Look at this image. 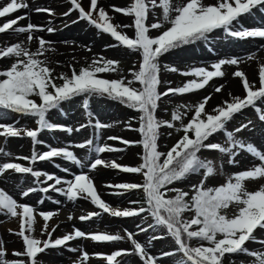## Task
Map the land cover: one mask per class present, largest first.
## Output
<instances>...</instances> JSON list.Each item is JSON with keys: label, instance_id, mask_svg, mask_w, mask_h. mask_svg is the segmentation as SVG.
I'll use <instances>...</instances> for the list:
<instances>
[{"label": "snow or ice", "instance_id": "6c2138e0", "mask_svg": "<svg viewBox=\"0 0 264 264\" xmlns=\"http://www.w3.org/2000/svg\"><path fill=\"white\" fill-rule=\"evenodd\" d=\"M72 7L63 15H71L72 11L79 12V20L87 21L99 32L109 34L117 43L113 46L124 47L141 57L139 69L132 71V79H104L98 77L99 73L119 72V61L100 57L92 61L87 67H82L78 72L72 68V74L60 73L54 75V69L49 66L47 59H40L50 50L43 37L35 36L38 31L53 33L57 29L28 23L26 26L14 27L25 16L17 17L0 26V34L13 35L27 34V43L35 38L38 47L30 51L25 42H17L10 46L0 47V60L12 59L13 63L4 69L0 68V120L9 113L19 114L35 118L36 129L17 128L15 124L0 122V137L17 138L26 136L33 144L30 156L17 157L19 160L54 162V158L76 165L80 169L86 166L90 170H96L98 166L110 169H119L124 173L140 174L143 183H118L107 184L106 187L115 189V195H126L133 190L143 193V200L130 201L137 207L116 208L101 198L88 172L81 171L71 179H63L55 174L34 170L32 166H24L21 163L6 162L0 164V176L11 170L16 174H29L35 178L37 185L46 184V187H31L22 190V197H28L37 191L59 193L68 201L75 203L83 199L90 201L100 211L88 213L79 217L81 221L109 214L114 218L151 217L148 227H139L142 233L150 228H161L166 231L167 237L174 242L175 251L163 252L160 256L153 255L149 248L152 241L164 239L163 236L153 235L142 244L135 239L136 233L125 230V235L119 233H92L74 228V231L63 237L52 239L53 233L59 224L49 230V221L58 213L37 212L29 204L19 203L6 190L0 188V216L20 219V230L15 234L22 239L23 252H13L20 259L9 262L6 250L0 243V264H42L38 260V254L46 253L50 249L65 247L71 252H81L76 264H88L90 254L81 247H68L69 242L90 238L93 242L114 244L121 241H130L131 250H116L111 254H93L102 257L106 264H124L122 257L136 255L142 264H166L164 258H180L175 264H224L227 256L244 254L254 257L253 264H264V251H251L246 247L249 242L260 243L264 246V239H259L255 233L264 231V186L259 190L249 191L245 182L264 178V151L259 150L253 143L237 138L252 123L229 130L228 124L234 117L247 108L254 109L260 121L264 122V65L259 67V87L249 81L245 72L237 70L234 77L241 78L244 97L233 96L231 100H225L217 105L211 112L206 110V105L212 96H206L195 105H179L172 114L170 120L158 118V109L165 97L183 95L205 88L211 80L226 75L223 66H238L243 63L240 58L232 57L220 59L211 65L213 70L206 67H192L187 71H180L174 66L163 65L164 71L179 72L186 77H194L183 86L167 87L165 91L160 89L165 82L161 79L160 58L173 50L185 46L194 45L200 41L215 39L214 34L222 33V38L247 40L264 38V13H261V22L255 25L253 12H260L264 8V0H217L214 5L204 3V0H131V3L123 8L114 7V11L131 17L133 23L120 25L113 23V18L103 8L98 7V0H90V8L85 10L81 0H69ZM29 5L21 0H10L0 7V18L7 17L21 9H28ZM154 9L162 10V18L156 22L148 23L150 13ZM37 13L54 15L49 7H37ZM95 14V15H94ZM246 20H251L255 26H247ZM78 21H73L77 23ZM51 23V21H49ZM165 25H168L165 27ZM134 29V35L130 37L122 29ZM163 29L162 31H160ZM152 30H158L159 34L151 35ZM90 51V49H89ZM248 59H252L251 56ZM57 79L62 81L57 83ZM139 87H136V84ZM224 85L215 88L220 93ZM231 96V93L229 94ZM77 97H83L82 108L88 117L87 124H81L73 128L56 124L50 121L48 114L53 110L62 112V104L72 101ZM93 97H107L119 102L138 112L139 127L132 129L131 120L127 127L141 135L139 141L124 140L119 137H108L109 140L120 139L125 146L139 145L143 148L142 163L138 166H123L113 161L100 158L103 153L125 151L126 148H116L107 143L100 144V132L110 127L101 123L98 119L93 123L94 114L90 110V100ZM39 101V102H38ZM189 113L191 118L184 122ZM178 122V125H177ZM92 127L96 130L95 139H87L83 143L75 144V148L88 149L90 156L95 158L88 165L68 147H51L49 150L38 153L36 145L44 142L38 137L41 132L61 130L69 135L80 132L82 129ZM167 127L175 132H183V135L167 151H161L158 143L162 132ZM224 133L225 145L220 143H206L214 135ZM172 133L169 132L170 136ZM202 150H217L221 154L228 155L229 164H238L236 157L242 152L251 155L259 163L248 170H243L230 175L226 182L216 187L206 186L207 180L216 175V168L211 161L203 159L199 154ZM3 148H0V156H10ZM55 167H61L55 164ZM68 172L67 167L63 168ZM203 173L199 184L191 186V193L173 187L179 181L187 177ZM43 177V179H41ZM52 181L53 183H48ZM172 194V195H170ZM43 199L38 203H43ZM59 204L60 200H55ZM235 208V214L229 215L228 209ZM186 214H191L190 218ZM42 217L44 225L41 236L47 235V239L37 238L35 233L36 216ZM68 219H72L71 216ZM11 231V230H10ZM195 242V243H193ZM27 259H23V258ZM234 264V261H230ZM243 264V262H241Z\"/></svg>", "mask_w": 264, "mask_h": 264}, {"label": "rangeland", "instance_id": "374dc122", "mask_svg": "<svg viewBox=\"0 0 264 264\" xmlns=\"http://www.w3.org/2000/svg\"><path fill=\"white\" fill-rule=\"evenodd\" d=\"M53 0H21L31 6L36 7H47L46 5ZM10 2V0H0V7ZM180 2H186V0H180ZM82 6L85 10L90 8V0H81ZM131 3V0H115V7H126ZM159 3V0H158ZM204 3L208 5H214L217 0H204ZM66 5V6H65ZM72 7L69 0H60L59 5L52 7L54 15L48 13H40L41 21L44 24L42 26L54 27L57 29L53 33L45 31L35 32L34 35L39 34L46 41H50V45H46L50 50L45 53L40 59H47L49 66L52 67L55 76H59L60 73H66L69 76L72 74V68H75L78 72L81 66L91 64L93 60L103 57L104 59H111L119 61V72H106L98 74V77L104 79H121L127 78L132 79V71L139 69V63L141 57L138 53L130 52L124 47L113 46L116 45V41L109 35L99 32L94 26L89 24L87 21L79 20V12L72 11L71 15L64 16L65 12H68ZM28 10V9H27ZM62 10V11H61ZM19 12L10 14L7 17L0 18V26L3 23L8 22L17 17L23 16ZM109 15L113 18V23L120 21V25H130L133 23L131 17H126L122 13H117L114 8H110L108 11ZM261 13H264V8L260 12H253L255 17V25H259L261 22ZM95 15V14H94ZM162 18V10L154 9L150 13L148 23L156 22V20ZM51 21V23H49ZM73 21H78L73 23ZM30 21H19L17 25L26 26ZM62 25L60 26V24ZM247 26H255L251 20H246ZM15 25V26H17ZM37 25V24H36ZM80 26L79 28H77ZM168 25H165L167 27ZM127 35L132 37L134 35V29L125 28L122 29ZM161 29L160 31H162ZM79 33L81 37L87 39L89 42H84V38L74 39L72 34ZM5 37L9 36L5 41H0V47L10 46L17 42H25V46L30 51H35L38 47V41L34 38L29 44L27 43L25 33L24 36L13 35L4 33ZM159 34L158 30H152L151 35L156 36ZM3 34H0L2 36ZM215 39H209L208 41H200L194 45L185 46L180 49L173 50L172 52L165 54L160 58L161 64V79L165 82L164 86L160 89L165 91L167 87L177 88L183 86L188 80L194 77H186L181 75L179 72L173 73L164 71L163 65L174 66L182 71L190 70L192 67H206L208 70H213L211 65L220 59H227L232 57H238L243 63L238 66L225 65L223 71L226 75L224 77L214 78L209 82L205 88L194 91L192 93H186L183 95H175L165 97L164 102L161 103L160 108L163 111H157L158 118L164 120H170L173 110L179 105H195L201 102L204 97L211 95L212 99L206 105V110L211 112L214 107L221 105L225 100H231L233 95L244 97L246 95L245 90L242 86L241 78L234 77L233 73L237 70L245 72L249 81L255 83L256 87H259V67L264 65V38H255L247 40H237L231 38H222V33L214 34ZM10 39V40H8ZM19 40V41H17ZM90 49V51H89ZM251 56L252 59H248ZM12 59L0 60V68H8ZM61 83L59 79L56 81ZM220 85H224L220 93L215 92V88ZM139 87L137 83L135 85ZM230 87V89H228ZM231 93V96L229 95ZM83 97H77L72 101H68L62 104V112L53 110L48 114V118L51 122L61 124L65 126H71L73 128L79 127L81 124L88 123V117L82 108ZM39 102V101H38ZM264 107V105H262ZM90 110L94 114L93 123L98 119L101 123L111 125L103 129L99 134L100 144H109L116 148H126L125 151L114 152V153H103L100 158L106 161H115L123 166H138L142 163L141 156L143 155V148L139 145L125 146L121 143L120 139L109 140L108 137H119L129 141H139L141 135L129 129L127 127L128 121L131 120L132 129L139 127V113L127 108L119 102L108 99L107 97H93L90 100ZM192 113H189L185 118L184 122L187 123L191 118ZM249 121L252 123L247 129L237 134V138L243 139L246 142L253 143L259 150L264 151V122L260 121L257 112L252 108H247L241 113L237 114L233 121L228 124L229 130H235V128L246 124ZM2 123L15 124L17 128L24 129H36L38 126L35 122V118L22 116L19 114L9 113L2 120ZM178 125V122H177ZM162 135L158 141L160 150L167 152L183 135V132H175L174 129H168L167 127L161 129ZM172 134L169 136L168 133ZM96 130L92 127L82 129L80 132H73L68 134L61 130L54 131H43L39 135V139L44 143L36 145L35 149L38 153H43L49 150L51 147H68L73 151L78 158L86 163V165L92 162L95 158V154L90 156L88 149L75 148L74 145L83 143L87 139H95ZM226 136L224 133L214 135L206 143H220L225 145ZM0 148H3L6 152L10 153V156H0V164L6 162L21 163L24 166H32L34 170L55 174L63 179H71L75 174H79L81 171L88 172L92 177L94 184L97 187V191L101 195V198L107 203L116 208H131L137 207L132 205L130 201L143 200V193L139 190H133L126 195H115V189L106 187L107 184H118V183H143V177L140 174L124 173L119 169H110L103 166H98L96 170H90L87 166L84 169L78 168L76 165L70 162L64 161L60 158H54V162L49 161H37L35 164H31L30 161L19 160L17 157L30 156L33 150V144L30 138L26 136L17 138L0 137ZM203 159L211 161L216 168V175L210 177L206 186L216 187L226 182L227 178L243 170H248L251 167L259 163L251 155L246 152H242L236 157L238 164H229V156L219 153L217 150H202L199 154ZM55 164H59L61 167H55ZM67 167L68 172H64L63 168ZM203 173L194 174L186 179L177 182L173 187L189 191L191 193V186L199 184L202 179ZM105 178V180H102ZM43 179V177H41ZM102 180V181H101ZM48 183H53L49 181ZM246 187L249 191L259 190L261 186H264V178L258 180H249L245 182ZM46 184L37 185L35 178L29 174H16L11 170H8L0 176V188L6 190L11 194L19 203L29 204L33 206L37 212H56L58 215L54 216L49 223V230L52 226L59 224V227L53 233L52 239L63 237L65 234L74 231V228H78L84 231L86 234L92 233H109L125 235V230L136 233L135 239L142 244L147 245L148 240L153 236H163L164 239L152 241L149 251L156 256H160L163 252L175 251L174 242L170 237H167L165 230L161 228H150L148 232L142 233L139 231V227H148V223L151 222V217H130V218H114L109 214H102L100 217H93L90 220L81 221L79 219L82 215L88 213L100 211L90 201L80 199L75 203L68 201L65 197L56 192H35L31 193L28 197H22V190H27L31 187H46ZM172 195V194H170ZM43 199V203H38L39 200ZM55 200H60L59 204L55 203ZM229 215L235 214V208L227 210ZM189 218L191 214H186ZM71 216L72 219H68ZM62 224V227L60 226ZM44 225L42 217L36 216L35 233L37 238L47 239V235L41 236V229ZM11 230V231H10ZM20 230V219L9 218L6 216H0V243L6 250V259L11 262L20 257L13 255V252H23L24 244L22 239L15 233ZM255 235L259 239H264V231L257 230ZM195 243V242H193ZM68 247H81L84 251L90 254L88 264H106V261L102 257L94 256L93 254H111L116 250H131L132 244L130 241H121L114 244L93 242L90 238H81L69 242ZM246 247L251 251H264V246L260 243L249 242ZM81 256V252H71L67 248L62 247L58 249L47 250L46 253L38 254V260L42 264H76ZM180 256L177 254L174 257L164 258L166 264H175V261ZM23 259H27L26 257ZM124 264H142V261L136 255L126 256L120 258ZM255 260L254 257L244 254H234L227 256L224 260V264H230V261H234V264H250Z\"/></svg>", "mask_w": 264, "mask_h": 264}, {"label": "bare ground", "instance_id": "6f19581e", "mask_svg": "<svg viewBox=\"0 0 264 264\" xmlns=\"http://www.w3.org/2000/svg\"><path fill=\"white\" fill-rule=\"evenodd\" d=\"M37 1V0H36ZM34 2V0H32V3ZM59 2H60V0H53V1H51L50 3H48L46 6L47 7H49V8H52V7H56L57 5H59ZM114 2H115V0H98V7H103L106 11H108L110 8H114L115 6H114ZM83 4V3H82ZM66 6V5H65ZM35 8H37L36 6H30L29 8H28V10L27 9H21L20 10V12H21V14L23 15V16H25L26 14H27V18L26 19H24V20H20V21H30V23H32V24H37V25H44V24H42V23H40L39 21H41L40 19L42 18L41 17V15H40V13H37V12H35L34 10H35ZM88 10V9H87ZM62 11V10H61ZM17 12H19V11H17ZM117 23H120V21L118 22V21H116V24ZM62 25V23L60 24V26ZM14 27H20L19 25H17V26H14ZM80 26H78L77 28H79ZM9 34V33H8ZM19 35V37H22V36H24V34H18ZM35 36H39L40 37V35L39 34H36V35H34V37ZM72 36H73V38L74 39H76V38H80L81 36L79 35V33H73L72 34ZM7 38H9V36H6L5 37V34H3L2 36H0V41L2 42V41H5ZM81 38H84V42H89L87 39H90L91 37L89 36L87 39L85 38V37H81ZM8 40H10V39H8ZM17 41H19V40H17ZM228 89H230V87L228 88ZM233 96H236L235 94L233 95ZM102 180H105V178H103ZM101 180V181H102ZM61 227H62V224L60 225ZM48 264H51V263H49L48 262Z\"/></svg>", "mask_w": 264, "mask_h": 264}, {"label": "trees", "instance_id": "16d2710c", "mask_svg": "<svg viewBox=\"0 0 264 264\" xmlns=\"http://www.w3.org/2000/svg\"><path fill=\"white\" fill-rule=\"evenodd\" d=\"M89 64H87V65H84V66H81L80 67V69L82 68V67H87ZM100 74V73H99ZM98 75V74H97ZM250 264H253V263H250Z\"/></svg>", "mask_w": 264, "mask_h": 264}]
</instances>
